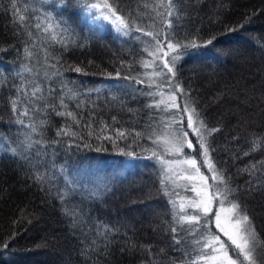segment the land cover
Listing matches in <instances>:
<instances>
[{
    "label": "trees",
    "instance_id": "obj_1",
    "mask_svg": "<svg viewBox=\"0 0 264 264\" xmlns=\"http://www.w3.org/2000/svg\"><path fill=\"white\" fill-rule=\"evenodd\" d=\"M16 2L31 19L28 28H20L13 20L10 0H0V49H5L0 51V132L6 138L0 141L28 159L0 153V242L9 243L0 253V264H185L193 252L185 255L183 242L175 245L172 239L170 229L176 224L160 169L153 162L133 160L148 154L145 149L149 150L152 140L146 127L160 113L149 106L148 87L142 82L145 42L131 32L124 35L89 25L75 0H67V8L59 0H50L49 5ZM113 2L140 27L155 32L165 28L163 17L143 8L141 0ZM146 2L158 4L159 0ZM177 8L180 19L173 17V28H165L174 33V40L194 39L199 45L212 36L215 40L206 47L179 49L174 79L189 90L208 127L220 128L209 137L216 149L212 158L231 177V184L238 188L234 198L246 207L264 238V189L249 191L246 182L251 177L242 171L264 161V142L252 150L253 139L264 138V0H179ZM137 9L141 14L137 15ZM46 13L54 19L47 20ZM152 17L154 28L150 27ZM57 21H66L69 32L62 31L63 25L55 27ZM48 23L53 28L46 33ZM53 33L68 44L67 50L52 40ZM26 46L31 58L25 56ZM24 66L31 71H24ZM33 83L43 87L45 96L49 89L53 97L63 95L79 125L51 110L47 116L31 111L28 117L14 114L9 98H18L21 110L31 108L17 89L24 88L30 95ZM73 95L75 99L68 98ZM18 116L25 123L32 117L37 124L40 119L49 121L40 129L47 147L34 145L25 151L24 134L30 129L15 122ZM101 122L108 125L104 135L115 138L114 129L130 135L114 147L106 139H97ZM65 125L71 126L76 138L57 137V130ZM137 131L144 134L139 139ZM53 140L60 142L53 144ZM119 149L134 154L124 155ZM37 173L44 175L42 184L35 181ZM63 192L68 195L61 204L58 197ZM65 207L78 210L77 227L71 226L62 210ZM105 225L114 230L108 235L107 248L97 235ZM93 239L98 241L97 251L89 247L83 255L82 249Z\"/></svg>",
    "mask_w": 264,
    "mask_h": 264
},
{
    "label": "snow or ice",
    "instance_id": "obj_2",
    "mask_svg": "<svg viewBox=\"0 0 264 264\" xmlns=\"http://www.w3.org/2000/svg\"><path fill=\"white\" fill-rule=\"evenodd\" d=\"M11 12L15 23L19 24L20 28H28L27 23L31 17L23 14L17 6L16 0H10ZM179 0H159L158 4H148L146 0H141L142 7L145 9L150 8L156 13L157 17H163V25L166 29L173 28V17L178 21L181 17V13L178 11L177 5ZM59 4L67 8V0H59ZM77 7H82L89 15L93 16V19H103L110 21L112 24L117 26V31H123L124 35H128L129 31L141 32L145 36H149L155 41V45L152 50L145 49L148 54L153 57L152 61H142V66L145 68H155V61L160 60L163 68L159 72H154L157 76H166L171 73L166 83L169 85L173 84V78L176 76L175 63L179 60L180 54L178 52L181 48H196L200 46L211 45L215 40V36H212L207 41L203 42V45L197 44L196 40H188L186 43L174 40V33L166 31L162 28L160 32L149 31L145 28L136 24L135 21H130L120 13L118 5L113 0H75ZM159 8H164V12L158 11ZM5 12L9 9L5 8ZM141 14L137 9V15ZM132 13H129V17ZM148 16V13H143ZM45 17L47 20L52 21L54 17L46 13ZM152 24L150 27H155V18L152 17ZM63 25L62 31L64 33L69 32L66 21H57L55 27L60 28ZM37 29L40 28V24H36ZM53 28L52 23L44 28V32H49ZM234 30V29H229ZM27 35L31 39L32 33L28 32ZM163 37V41L161 40ZM52 40L59 42L67 50L68 44L64 40H58L57 35L53 33ZM165 45L166 49L165 50ZM83 47V45H80ZM5 49H0V51ZM25 56L31 58L32 53L26 46L24 48ZM177 53L176 55H171ZM171 56V59L167 57ZM48 59L46 55L45 60ZM58 60V58H57ZM167 69V73L163 71ZM24 71L30 72L27 66H24ZM74 71L82 72V68L74 67ZM119 73H117V76ZM129 79V77H124ZM141 81L137 80V83ZM151 86V85H150ZM18 93L23 92L24 96L27 97L29 105L25 106L21 110L18 98H9L11 110L14 114L19 113V116L28 117L30 111L33 113H41L44 116L49 115V110L57 116L66 117L73 121L74 124L79 125L77 114L68 110V105L65 103L64 96L53 97V90H48V96H45L43 87L38 83H33L31 94L24 90V88H18ZM180 94L184 98L183 104H179L178 95ZM150 95H160L161 100L149 105L157 110L168 112L170 109H175L168 117H161L159 122L155 126L149 124L151 133L149 139L152 140L153 144L157 145V148L164 145V151L160 152L157 149L151 151V157L156 158L161 164L165 165L164 174L165 178L161 181L163 191L165 195L170 197V203L173 208V220L176 226L171 227L170 231L173 233V241L175 245H184L185 255H190V251L194 252V256L185 262V264H264V238L261 237L260 233L257 232L253 218L249 215L245 206H242L238 200H236L235 194L238 188L231 184V177L226 173L223 168H217L212 158L211 153L215 152L216 149L209 143V137L213 136L214 133L219 132L220 128H210L205 123L203 117H201L194 98L190 96L189 90H185L181 84L177 81L172 87V91L168 94L167 98H164V93H150ZM69 99H75V96H69ZM56 99L59 100L57 105ZM163 105V109H161ZM80 104H77L79 107ZM62 109V110H61ZM19 116L16 119V123L22 125L25 128L30 129V132L24 134L25 136V151L30 150L34 145H39L40 148L47 147L48 142L43 139V132L40 129L47 125L49 121L47 119H40L39 124L36 123L35 118H30L28 123H25ZM186 116V124L184 123ZM113 123H116V118H112ZM102 127L100 129V135L97 139H106L110 141L114 147H118L117 141L120 139H127L129 132L124 129H114L115 138L111 135H104L105 130L108 128L107 124L101 122ZM176 125H179L177 127ZM91 127V125H89ZM159 129V131H157ZM188 129H191L189 133ZM32 134H36L41 137L40 139L33 140ZM194 134L199 144L198 155L202 158L198 164L196 158L190 157L184 152L185 146L189 149L193 148V142L188 139L189 135ZM57 137L70 136L76 138L77 134L72 131L71 126L65 125L59 128L56 132ZM89 135H92L91 131ZM144 135L142 132H135V138L139 139ZM6 139L4 134L0 132V140ZM234 139H237L234 137ZM58 140H53L51 143H59ZM264 142V138L256 137L252 141V150L255 151L261 143ZM87 146V145H85ZM4 145L0 144V148ZM79 147V145H77ZM40 148L36 150V155H41ZM10 152L12 156L20 155L22 159H28L22 154L18 153L17 148L11 147L9 144L5 149ZM100 149H97L99 151ZM124 155H133L132 152H125L124 149H119ZM147 151V149H145ZM245 155H249V152H245ZM172 155L176 157L172 160H165L164 157ZM173 165L176 167L174 168ZM206 166L211 172V177L206 176L201 172V167ZM246 171L251 177L246 182V187L249 191L264 189V161L253 163L250 167L242 169ZM259 173V175H257ZM183 179L185 181H192L190 190L195 193L191 198H181V202L177 204L175 199H171L174 195L173 191L168 188V183L172 184L173 189L181 187L178 180ZM211 179L213 184L209 185L208 180ZM35 181L41 183L44 181V175L37 173L35 175ZM199 181V183H196ZM186 189L189 188L188 184L183 185ZM67 192H63L59 195L61 204L64 203ZM218 203V210L215 213V227L219 232H214L210 227L211 221L207 218L209 212L212 209L213 202ZM188 209L192 211L189 212ZM64 214L70 217V223L73 228L77 227L80 223L78 210H69L63 208ZM82 219V217H81ZM114 230L109 228L107 225L104 226L103 230L97 231V235L104 241V248H107L108 235ZM183 233V235H181ZM219 233H222L227 240L221 238ZM188 237H192L191 240ZM191 245V249L187 247ZM98 241L93 239L91 245L86 246L82 249V254L87 255L88 248L92 251H97ZM148 252L151 251L149 246H143ZM9 248L8 241L0 242V253L3 250ZM231 251V254H230Z\"/></svg>",
    "mask_w": 264,
    "mask_h": 264
},
{
    "label": "rangeland",
    "instance_id": "obj_3",
    "mask_svg": "<svg viewBox=\"0 0 264 264\" xmlns=\"http://www.w3.org/2000/svg\"><path fill=\"white\" fill-rule=\"evenodd\" d=\"M33 1L38 2V3H42V4H48V5L50 4V0H33ZM84 13H85L84 14V20L89 25H99L100 27H103V29L111 28V30H113L114 32L123 33V31H117V26L112 24L110 21L103 20V19H99V20L93 19V16L95 15V13L93 15H89L85 10H84ZM103 25H105V26H103ZM103 29L101 30L100 28H98V30L100 32L103 31ZM130 32L132 34H134V35H138L139 37H141L143 39V41L145 42V46H144L145 49L152 50L153 46L155 45V41L152 40L151 37L145 36L141 32H137V31H129V33ZM161 40L163 41V37H161ZM165 50H167L166 49V45H165ZM146 54H147V56H146L144 61H152L153 57L148 54V51H146ZM171 55H174V54L172 53ZM167 59L170 60L171 56L167 57ZM155 65H156L155 68H153V67L145 68L144 67L145 68L144 69V79L142 80V82H144L147 85V87H148L147 92H148L151 104H154V103L158 102L159 100H161V96L160 95L153 96V95H150V93H157V92L164 93V98L166 99L168 94L172 91V87L176 83V80L174 78H173V84L172 85H169V84L166 83V81L169 78H171V73H168L166 76H157V75H155L154 72H159L163 68V65H162L160 60H156L155 61ZM163 71L165 73H167V69H163ZM177 95L179 97L177 102L182 105L183 102H184V98L182 96H180L179 93H177ZM161 109H163V105H161ZM159 111H160V113H157V115H156V117L154 119H150V121H148L146 129L150 133H151V129L149 128V124H152L153 126H155L156 123L159 122L161 117H165L166 118L172 112H175L176 110L175 109H170L168 112H165V111H162V110H159ZM184 123L186 124V116H185ZM176 126L179 127V125H176ZM157 131H159V129H157ZM188 131H189V133H191V129H188ZM188 139H190L193 142V148L188 150V149H186V146H185L184 152L188 156L196 158L197 161H198V164H199V162H200V160L202 158L198 155L199 144L197 143V138H196V136L194 134H191V135H189ZM0 144L4 145L3 148H0V153L1 154L11 155L10 152L5 150L8 147L9 143L4 142V141H0ZM11 147H13V146L11 145ZM153 149H157V151L163 152L164 151V145H163V143H161V146L159 148H157V145L153 144V142H152V145L149 147V150L145 151V153H148L147 155L146 154L142 155V156L140 155L139 159H133V160H134V163H136V160H139V162L142 161V160H145V162L146 161L153 162L160 169L161 181H162L165 178V174H164L165 165L161 164L160 161L158 159H156V158H149V157H151V151ZM175 158L176 157H174L172 155H167V156L164 157L165 160H172V159H175ZM173 167L175 168L176 166L173 165ZM200 170L206 176L211 177L212 174H211V172H209V170H208V168L206 166L201 167ZM177 183H179L181 185V187H176L174 189L172 187V184L170 182L168 183L169 190L174 192V195L171 197V199H175L177 201V204H179L181 202V198H185V197L186 198H191V197H193L195 195V193H193L190 190V185H191V183H193L192 181H185L183 179H180V180L177 181ZM196 183H199V181H196ZM208 183H209V185H211V184H213V181L211 179H209ZM185 184L189 185L188 189L183 187V185H185ZM217 210H218V203L214 201L213 205H212V209L209 212L207 218L211 221L210 227L212 226V230L214 232L218 233L219 230L216 229V227H215V219H214L215 213L217 212ZM188 211L191 212L192 210L188 209ZM219 235L221 236L222 239L227 240V237H224L222 233H219ZM230 254H231V251H230ZM192 255L194 256L195 253L193 252Z\"/></svg>",
    "mask_w": 264,
    "mask_h": 264
},
{
    "label": "water",
    "instance_id": "obj_4",
    "mask_svg": "<svg viewBox=\"0 0 264 264\" xmlns=\"http://www.w3.org/2000/svg\"><path fill=\"white\" fill-rule=\"evenodd\" d=\"M186 149H188V150H189V148H187V147H186Z\"/></svg>",
    "mask_w": 264,
    "mask_h": 264
}]
</instances>
